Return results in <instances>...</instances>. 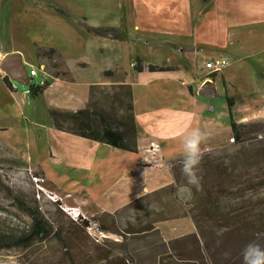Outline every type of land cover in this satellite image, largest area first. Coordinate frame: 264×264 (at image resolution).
<instances>
[{
  "label": "crops",
  "instance_id": "0c3cea01",
  "mask_svg": "<svg viewBox=\"0 0 264 264\" xmlns=\"http://www.w3.org/2000/svg\"><path fill=\"white\" fill-rule=\"evenodd\" d=\"M122 9L125 11L108 14L102 4L93 13L98 16V27H92L90 19L94 15H76L54 2L0 0V66L6 57L18 54L27 86L39 81L37 77H28L30 69L39 73L44 67L36 51L54 49L60 53L56 48L39 45L34 38L36 22L40 26L43 16L51 22L80 17L88 24L82 29L87 40L98 41L93 45L104 60L110 57L90 77V63L78 57L82 48L77 46L74 50L79 51L77 56H65L61 52L67 79L55 78L39 96L29 94L30 100L17 97L13 82L20 81L0 69V114L23 119L26 106L42 104V118L46 116L47 122L40 128L45 138H49L42 150L45 155L50 154V168L64 167L77 172L74 179H53V183L68 182L67 187H82L84 206L94 213H113L147 193L170 185L169 164L183 158V135L192 129L211 131L200 145L201 153L226 144V138H230L227 104L223 89L218 96L221 102L212 104L218 87L215 78H207L205 63L219 59L227 62L219 73L220 84L225 83L227 95L234 100V122L264 118V0H127ZM26 19L32 28L28 39ZM93 29L99 33L95 35L90 31ZM135 58L144 66L173 71L136 73ZM4 77L8 78L13 92L3 84ZM208 80L215 90L202 93ZM105 86H125L131 93L135 154L84 139L62 126V121H72L77 128L72 114L86 109L92 88ZM50 112L59 113L56 126ZM0 132L10 136L7 128L0 127ZM152 144L158 145L156 155L146 152ZM156 230L164 247L153 264H158L161 256L162 264H172L176 256L172 255L169 243L195 234L189 218L160 222Z\"/></svg>",
  "mask_w": 264,
  "mask_h": 264
},
{
  "label": "trees",
  "instance_id": "16d2710c",
  "mask_svg": "<svg viewBox=\"0 0 264 264\" xmlns=\"http://www.w3.org/2000/svg\"><path fill=\"white\" fill-rule=\"evenodd\" d=\"M54 56L60 58L54 49L36 51V57L44 61L49 62ZM133 70L136 73L173 71L170 68L144 66L139 58L134 59ZM215 75L209 74L207 78L213 80ZM2 81L9 91H14L7 77ZM28 87L29 94L36 97L49 87V83L43 82L42 85L35 86L31 83ZM222 89L233 144L201 154L198 167L200 185L199 189L192 188L190 200L181 202L175 195L177 186L186 183L181 172L183 159H180L169 164L173 181L170 185L147 193L112 214L95 216L92 222L97 232L121 237V242L115 245L120 251L116 254L106 245L95 246V250L99 252L96 264H133V257L127 251V237H141L143 240L152 237L154 242L150 249L155 251L156 247L163 248L156 225L182 218L192 221L195 234L169 243L172 255L176 256L172 264H243L242 250L247 244L258 243L264 246V120L253 123L234 122V100L227 95L224 82ZM126 96L129 100V114L122 123L116 125L103 117L95 120L85 109L72 114L77 121L75 133L113 149L137 153L129 89ZM50 116L56 126L59 113L50 112ZM15 201L25 207L24 213L29 219V225L14 234L0 230V251L15 247L28 249L34 243L50 249V244L54 242V252H60L63 264H77L69 252L77 240H89L87 229L90 223L59 210L57 204L53 205V214L46 215L26 198L16 197ZM149 205H153L151 211ZM126 211H133V216L121 215ZM127 218H131L133 223H121L122 219ZM221 229L226 231L221 232ZM136 239L134 238L135 241ZM155 256L156 252H153L152 257L156 258ZM165 258L168 259L169 256ZM163 259L161 256L158 264H162Z\"/></svg>",
  "mask_w": 264,
  "mask_h": 264
},
{
  "label": "rangeland",
  "instance_id": "374dc122",
  "mask_svg": "<svg viewBox=\"0 0 264 264\" xmlns=\"http://www.w3.org/2000/svg\"><path fill=\"white\" fill-rule=\"evenodd\" d=\"M53 2L76 15L87 13L94 15L90 19V25L98 27V16L93 14L97 12V8L99 9L104 4L105 11H108V14L114 11L120 13L125 11L122 8L126 7L127 0H44V3L48 4H52ZM115 7L116 9L114 10ZM52 21H50V18L47 19L43 16L40 19V26L36 22L34 38L37 43L44 47L56 48L65 56H77L79 51L74 50L79 46L82 48L84 54L81 52L78 54V57H81V59L83 57L90 63L91 70L88 74L90 77H94L96 70L102 67L104 62H108L110 57H106L104 60L99 55V52L96 51V45H93L98 41H92V39L88 41L86 31L82 33V29L85 30V25L88 24H84L80 17L71 20L58 18L57 20L52 19ZM30 26L28 19H26L25 33L27 39L32 29ZM90 31L95 35L99 33L96 29ZM18 42L24 43L25 41L18 40ZM60 53L57 52V54ZM41 63L44 67L40 68V72L37 73V78H39L38 83L40 81L49 83L55 78L67 79V69L64 59L61 57L54 56L53 60L49 62L41 60ZM214 78L218 92L217 97L212 98V104H217L221 102V99L218 97L222 91L220 74H216ZM38 83L33 86L38 85ZM13 85L18 91L17 97L30 100L29 87L26 84L13 82ZM127 90L128 88L125 86L94 87L90 91L86 110L89 111V114L95 120L103 117L104 119L112 120V123L118 125L126 120L129 114L127 109L129 102L126 96ZM42 116V104L26 106L23 119H16L13 115L0 114V127L7 128L10 134V136H7L5 133L0 132V230L14 234L21 232L29 225V219L24 213L25 207H21L15 201L16 197L26 198L28 202L35 203L46 215H52L55 208L53 205L57 204L59 210L61 209L70 213L73 217H80L82 220L90 223L87 229L89 240L81 238L72 244L69 253L72 254L73 261L77 262V264H96L95 261L99 252L95 250V246L102 247L106 245L108 246L107 248L116 254L120 251H118L115 245L121 242V237L96 231L92 220L95 216L102 213H94V211H90L84 206L85 201L81 192L82 187L80 188L78 185L67 187L68 182L61 185L53 183V179H58L59 181L74 179V174H77V172L64 167L50 168V154L45 155V150H42L49 141V138H45L44 132L40 128L47 122L46 116L43 118ZM263 120L264 118L249 121L248 123ZM59 121L61 122L62 120ZM61 123L64 129L77 132L74 122L68 121V123H63L62 121ZM24 129L27 131L26 133H24ZM231 138L232 134L230 131V138H226V144L224 143L213 151L230 147L233 144L229 142ZM133 214V211H126L121 215L133 216ZM125 221L133 223L131 218L122 219L121 223ZM134 238H137L136 241ZM153 242L154 239L152 237H147L144 240L141 237H127V251L133 257V264H153L155 261V258L152 257L153 252H156V256L162 253V247H156L155 251L150 249ZM55 244L54 242L51 243L50 249L49 247L47 249L45 245L34 243L28 249L15 247L2 250L0 251V264H63L60 252H54L53 246Z\"/></svg>",
  "mask_w": 264,
  "mask_h": 264
},
{
  "label": "clouds",
  "instance_id": "9594fccd",
  "mask_svg": "<svg viewBox=\"0 0 264 264\" xmlns=\"http://www.w3.org/2000/svg\"><path fill=\"white\" fill-rule=\"evenodd\" d=\"M211 131L201 128H194L183 135V160L181 172L186 179L185 184L178 185L176 188V198L181 202H186L192 198V188L199 189L200 177L198 175V167L201 161L200 145L205 141ZM149 210L153 209V205L148 206ZM221 232L226 229H221ZM243 264H264V246L258 243H249L242 250Z\"/></svg>",
  "mask_w": 264,
  "mask_h": 264
},
{
  "label": "water",
  "instance_id": "95a60500",
  "mask_svg": "<svg viewBox=\"0 0 264 264\" xmlns=\"http://www.w3.org/2000/svg\"><path fill=\"white\" fill-rule=\"evenodd\" d=\"M0 69L16 81H24V84L27 82V76L21 66V58L18 54H12L6 57L1 63ZM209 85H211V83L208 80L202 87L201 92L210 93Z\"/></svg>",
  "mask_w": 264,
  "mask_h": 264
},
{
  "label": "built area",
  "instance_id": "2783aa9c",
  "mask_svg": "<svg viewBox=\"0 0 264 264\" xmlns=\"http://www.w3.org/2000/svg\"><path fill=\"white\" fill-rule=\"evenodd\" d=\"M227 62L225 60H211L207 63H205L204 67L205 69L209 72V74H218L220 73L223 68L226 66ZM37 69H30V71L28 72V77L30 78H33V77H37ZM43 84V81H40L38 83V85H42ZM230 143H233V139L231 138L229 140ZM158 151V145H151L147 150L146 152L149 153V154H154L155 152Z\"/></svg>",
  "mask_w": 264,
  "mask_h": 264
},
{
  "label": "bare ground",
  "instance_id": "6f19581e",
  "mask_svg": "<svg viewBox=\"0 0 264 264\" xmlns=\"http://www.w3.org/2000/svg\"><path fill=\"white\" fill-rule=\"evenodd\" d=\"M210 90H215L214 87H213L212 85L210 86Z\"/></svg>",
  "mask_w": 264,
  "mask_h": 264
}]
</instances>
